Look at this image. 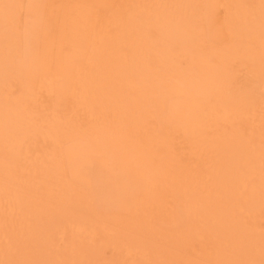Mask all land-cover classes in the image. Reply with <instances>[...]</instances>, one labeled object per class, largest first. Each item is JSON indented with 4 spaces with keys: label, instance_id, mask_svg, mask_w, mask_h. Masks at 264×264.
Returning <instances> with one entry per match:
<instances>
[{
    "label": "bare ground",
    "instance_id": "bare-ground-1",
    "mask_svg": "<svg viewBox=\"0 0 264 264\" xmlns=\"http://www.w3.org/2000/svg\"><path fill=\"white\" fill-rule=\"evenodd\" d=\"M13 11L12 0H0V208L6 204L10 214L17 211L21 223H31L26 230L33 247L51 246L53 234L64 233L66 228L79 242L84 234L93 240L96 226L102 223L77 210L84 202L74 195V188H67L58 177L68 189L65 206L61 207L69 208V212L58 206L51 208L53 205L40 199L43 194L45 199H55L51 179L63 169V158L57 162L52 158L67 152L71 160L79 162L81 152L74 144L80 142L62 144L64 139L78 136L72 119H60L54 114L45 126L36 124L27 96L37 97V87L26 84V90L9 97L7 89L21 67V59L15 62L12 58L16 45ZM202 16L201 0H119L98 24L95 17L79 11L74 16L73 43L80 60L60 62L59 69L66 71L65 79L49 81L47 87L54 88L57 83V90L72 97V110H83L93 118L85 138L91 149L84 159L93 157L91 151L107 154L109 157L99 156V163L111 172L114 167L118 169V178L126 188H135L139 193L152 190L168 176L172 153L169 142L163 141L160 146L145 131L148 96L159 93L162 102H169L168 122L180 125L189 138L196 139L194 148L198 152L211 148L217 151L207 173L215 187L213 195L201 192V182L191 178L180 181L178 187L187 198V215L191 219L200 215L204 218L202 230L211 232L217 242V262L259 264L264 259V237L250 231L244 220L261 206L254 183L260 174L254 164L259 150L242 124L264 122V111L257 95L232 90L235 72L231 65L236 60L247 63L249 70L264 82V0L224 4L222 22L229 40L223 45L206 37ZM42 68L48 69L46 64ZM31 137L50 141L52 149L31 171L34 181H19L14 168L26 152L23 144ZM2 223L0 218V229ZM105 224L101 227L110 229ZM131 224L142 229L139 222ZM20 233L24 234L25 228ZM196 233L202 236V232ZM39 234L45 244L37 237L34 243L31 238ZM129 242L125 244L126 253L137 250L146 259L148 254L141 244ZM38 249L40 255L45 252L42 247ZM89 249L72 250L71 253L78 250L79 255L75 252L69 260L75 255L82 257L92 251ZM56 255L57 258L59 254ZM44 256L40 257L42 261ZM50 256L46 255V261L50 262ZM23 257L12 263L23 264ZM58 259L62 256L52 261ZM0 264H6L3 255Z\"/></svg>",
    "mask_w": 264,
    "mask_h": 264
},
{
    "label": "rangeland",
    "instance_id": "rangeland-1",
    "mask_svg": "<svg viewBox=\"0 0 264 264\" xmlns=\"http://www.w3.org/2000/svg\"><path fill=\"white\" fill-rule=\"evenodd\" d=\"M118 1L12 0L15 20L13 36L16 44L12 58L16 60L15 62L20 58L21 67L18 75L15 76L17 78L11 81L10 89H7L9 97L12 98L21 90H26V84L32 85L34 88L37 87L36 89L39 91L37 97L30 96L33 99L31 100L27 96L29 109L33 111L36 124L45 126L48 120L55 116L54 114H57L60 119H72L78 136L64 139L62 144L70 145L73 141L80 142V144H74V148L81 152L79 162L75 163L71 160L67 152L66 154L57 153L52 158L55 160L52 162L63 158L61 163L63 169L59 171L58 176L51 179V183L55 184L53 193L55 199H45L46 194L43 193L40 199L42 202L53 205L48 204L47 208L58 206V208L64 209L66 207L61 206L65 203L67 188L72 187L74 195L80 196L84 202L79 207L80 210L76 209L84 213L88 219L96 220L98 224H102L100 227L96 226L93 240L84 234L81 242L69 228H66L64 233H54L51 246L48 243L46 246L44 239L40 238L42 235L39 234V237L32 235L31 238L36 241L34 243H37L36 239L38 238V241L43 242L46 246L44 249V246L40 245L41 242H38L40 246L34 244V247L38 246L37 249H34L33 244L31 246V242H29L30 232L26 230V226L30 228L31 223L28 221L21 223L17 211L14 210L10 214L8 205L2 204L0 208V218L3 221L0 229V258L3 255L6 258V264H13V260L22 255L25 259L23 264H40L43 261L48 264L60 256H62L61 260L54 261L56 263L52 261L50 264H60V261L61 264H68L69 261L73 264H220L215 260L218 251L216 239L211 232L202 230L204 218L201 215L194 219L187 215L184 207L187 198L178 187L181 186L182 181L186 182V179L191 178L201 182L200 185L203 184V187L200 186L203 194L209 192L208 194L213 195L215 187L207 173L213 166L217 151L211 148L201 153L198 152V149L194 148L196 139L189 138L180 125L173 126L168 122L169 102H162L163 99L159 93H151L148 96L145 131L160 146L161 142L168 141L172 153L170 165L167 167L168 176L152 190L139 193L135 188H126L125 183L118 178V169L114 167L112 168L114 171L111 172L110 169L99 163V156L109 157L107 154L91 151L93 157L88 156L84 159V155L88 154L91 149L85 138L88 137L89 128L94 122L93 118L87 117L83 110H72V97L57 90V83L54 88L47 87L49 81L65 79L66 71L59 69L60 62H70V60L79 57L78 49L73 43L74 16L79 11L89 13L95 17L96 24H98L103 16L110 13ZM239 1L242 4L246 3V0ZM226 3L232 5L235 0H203V2L201 0L205 35L209 41L220 45L226 44L229 40L222 22L223 8ZM79 60L77 59V61ZM43 64L47 65V70H43ZM231 68L235 72L232 90L257 95V100L261 102V110L264 111V82L249 70L247 63L236 60L232 63ZM165 84L166 82L163 83V85ZM168 98L170 100L171 96L169 95ZM211 101H214L213 97ZM242 127L246 134L251 135L259 150L254 164L260 174L255 176L254 183L261 200L260 209L254 215H246L244 220L250 231L264 237V122L257 121L254 125L244 123ZM23 148L26 149V152L21 157L19 165L14 168V174L19 181L32 182L35 178L31 171L45 159V153L52 149V145L50 141L31 137L23 144ZM48 160L50 161V159ZM116 162L118 161H113V163ZM58 177L66 184V187L67 185L69 187L65 188ZM209 204L211 205V203ZM210 207L213 209V205ZM65 210L70 211L69 208ZM62 214L63 212L59 216L61 217ZM47 216L45 219L49 218ZM132 222H139L142 229L133 227ZM104 223L110 229L101 227ZM32 225L37 226L36 223ZM144 227L148 230H144ZM22 228H25L24 234L20 233ZM196 230L202 232V236H199ZM113 242L118 245L113 246ZM126 242L127 244L128 242L141 244L144 251L146 250L145 253L148 254L146 259L137 250L127 254ZM83 246L87 249L90 248L93 252H87L82 257L75 255L73 261L69 260L71 254L77 252L76 254L79 255L78 250L71 253L72 250L79 247L84 250ZM39 247L45 251L43 253H46L45 256L40 255ZM262 249L264 252V248ZM55 253L59 254L57 258ZM38 254L39 258L44 256L45 260L42 261L40 258V261ZM46 255L53 259L51 260L49 257L47 259H50V262L46 261ZM64 255H67L66 258ZM34 258L36 263L33 261ZM258 262L264 264V259ZM241 263L237 262V264Z\"/></svg>",
    "mask_w": 264,
    "mask_h": 264
}]
</instances>
